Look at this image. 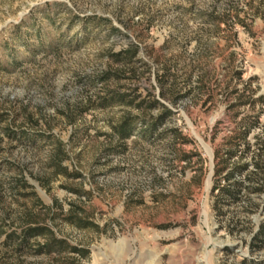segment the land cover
<instances>
[{
	"label": "rangeland",
	"instance_id": "obj_1",
	"mask_svg": "<svg viewBox=\"0 0 264 264\" xmlns=\"http://www.w3.org/2000/svg\"><path fill=\"white\" fill-rule=\"evenodd\" d=\"M252 90L264 0H0V264H264L261 177L212 195Z\"/></svg>",
	"mask_w": 264,
	"mask_h": 264
},
{
	"label": "trees",
	"instance_id": "obj_2",
	"mask_svg": "<svg viewBox=\"0 0 264 264\" xmlns=\"http://www.w3.org/2000/svg\"><path fill=\"white\" fill-rule=\"evenodd\" d=\"M115 31L119 29L114 28ZM125 52L111 53L109 56L116 61H124L125 59H132L138 51V46H132ZM238 77H242V71L237 72ZM247 85L249 82L247 81ZM253 92L249 96L245 94H240L238 96L239 101L232 104V108H236L242 105H251L255 103L256 100L262 101L264 104V94L260 95L258 99L253 98ZM121 101L133 104L134 100H128L125 98V94H119ZM184 96V95H182ZM155 104H160L159 99L154 100ZM142 102L137 105H141ZM162 104V103H161ZM164 106V104H163ZM166 113L172 112L167 106H164ZM264 111L262 109L255 115H253V120L249 122L247 119H242L237 123V127L233 129L232 134L226 137L224 146L222 149L216 152V163L214 172V184L212 187V195L215 197L214 206L218 207L221 200H229L236 202L242 193V185L246 181L247 177L250 178L248 172L252 175L260 176L261 182L256 188L257 190H262L264 183V122H261V113ZM259 127L260 132L253 133V128ZM155 126L151 125L150 130H154ZM114 130L118 133L120 139L124 140L133 134L134 128L129 123L127 119H124L120 124L114 126ZM253 136V137H252ZM249 154L250 159L247 158ZM253 166L254 170L249 171V167ZM219 209V208H218ZM39 228H32L31 230L37 231ZM32 235V234H30ZM254 240H259L261 243L264 242V222L261 224L258 232L254 236ZM49 245V244H48ZM45 249L41 247L39 251Z\"/></svg>",
	"mask_w": 264,
	"mask_h": 264
}]
</instances>
